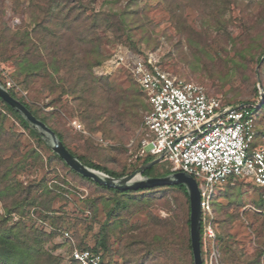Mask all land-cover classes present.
Wrapping results in <instances>:
<instances>
[{
    "label": "rangeland",
    "instance_id": "rangeland-1",
    "mask_svg": "<svg viewBox=\"0 0 264 264\" xmlns=\"http://www.w3.org/2000/svg\"><path fill=\"white\" fill-rule=\"evenodd\" d=\"M94 1L97 10L113 9L119 13L126 9L133 13L128 22L133 28L132 42L136 44L137 50L127 37L106 44L102 49L109 58L103 65L105 70L112 72V75H109L112 84L138 88L125 66L112 64L116 62L115 55H124L127 61H135L146 60L149 55L154 54L158 67L174 76L202 85L210 95L220 98L224 105L236 106L252 101L256 97L254 85H257L260 94L264 92V84L260 83V79H264L263 64L258 63L256 56L243 64L246 65V72L243 74L236 72L229 75L231 69L228 70L219 62L224 55L235 57L236 52L251 54L256 47L257 49L264 47V0H233L230 6L222 4L219 22H214L215 16L210 14L211 4L209 2L205 4L204 0H175L177 5L174 12L167 8V1L171 2L170 0ZM11 8V1H6V18L19 24L18 19L11 17ZM177 15L201 36L200 48L195 46L191 48L186 39L178 33L173 22ZM204 32L208 33L207 37L203 35ZM229 66H233L232 63ZM12 73L13 69L0 64V77L7 88L14 89L39 115L48 117L50 124L65 135L69 147L76 154L88 156L94 163L118 173L134 171L140 167L136 155H131L129 150L134 128L121 135L118 132L113 134L92 132L82 120L81 113L74 111L77 104L71 99L58 103L55 102L56 96L47 94L45 91L47 81L35 78L30 84L20 85L13 79ZM6 125L8 128H15L21 134L22 153L39 147L36 140L31 138L14 118L9 116ZM261 137L259 125L255 147L261 146ZM12 144L11 146L14 145ZM38 150L43 157L44 168L35 165L33 159H30V166L18 178L25 185L29 181L44 177L53 179L56 175L65 179L66 183H63L62 187L68 190L69 194L62 191L66 200H59L56 203L59 215L63 216L64 220L56 229L55 239L47 244L46 248L50 251L54 246H58L55 254L62 257V264H69L75 247L78 249L81 245L90 249L96 247L105 221L103 205L98 203L99 211L94 216L90 206L85 202L86 199L101 200L110 195L73 174L61 161L53 158V153L45 147L41 146ZM169 166L160 163L157 167L163 173L170 169ZM198 181L202 183L201 179ZM155 195L157 199L150 206H144L134 214H126L125 223L115 229L109 240L111 251L108 253L101 251L105 264H155L164 261L167 263L171 256H176L177 259L184 256L182 250L188 236L190 237V229L187 226V200L174 189H159ZM212 206L214 221L205 222L204 226L205 262L211 261L213 251L216 250V260H213L212 264H264V254H261L264 251V213L261 212L264 210V204L260 188L250 181H227L219 187L216 186ZM3 213L0 207V214ZM16 221L44 228L47 233L53 232L52 227L40 220V214L35 208L27 210L22 218L14 216L13 222ZM209 226L215 237L210 236ZM66 232L70 234L72 240L65 237ZM156 234H166L167 240L164 252L158 257L147 259V250L142 243L130 247V243L137 239L138 243L144 239L147 243H153ZM220 236L225 238L224 242H221ZM231 250L236 253L232 254L234 258H231ZM186 256L189 258L188 252Z\"/></svg>",
    "mask_w": 264,
    "mask_h": 264
},
{
    "label": "trees",
    "instance_id": "trees-1",
    "mask_svg": "<svg viewBox=\"0 0 264 264\" xmlns=\"http://www.w3.org/2000/svg\"><path fill=\"white\" fill-rule=\"evenodd\" d=\"M6 1H11V17L18 19L19 24L7 20ZM170 1H167V8L170 12H174L177 4L175 0ZM204 1L205 4L207 2L211 4L210 14L215 16V22L222 14L220 13L221 5L230 6L233 0ZM129 12L126 9L121 10L119 13L113 9L108 11L97 10L94 0H0V64L13 69L11 76L20 85L30 84L35 78L47 81L45 89L47 94L56 96L55 102L63 103L71 99L72 102L77 104L74 111L81 113L82 120L92 132H103L104 134L118 132L121 135L130 132L134 128L129 141L130 144L135 139L145 114L151 109L146 95L136 81L138 88H125L122 85L112 84L110 76L101 77L95 72L109 59L102 50L106 44L123 40L126 37L129 42L133 41V28L130 27L128 22L133 13ZM173 22L178 33L186 39L191 48H200L202 45L201 36L197 35L191 26L178 18V15L173 19ZM203 35L207 37L208 33L204 32ZM133 42L134 49L137 50L136 44ZM201 54L206 55L202 52ZM255 56L258 63L262 62L263 70L264 47L259 49L256 47L251 54L246 52L237 54L236 52L235 57L227 54V56L224 55L223 58H220L219 62L224 64L228 70L231 69L229 75L236 72L243 74L246 72V65L243 64L251 61ZM229 62L233 66H229ZM0 82L7 88L1 77ZM260 83L264 84L263 78L260 79ZM8 89L13 97L22 101L38 119L57 133L73 155L90 168L102 171L114 178H121L132 174L154 159L151 156H135L136 161L140 162V167L135 168L134 171H123L121 173L96 164L88 156L76 154L69 147L65 135L50 124L48 117L39 115L24 99L17 95L14 89ZM254 90L256 92L255 99L243 104L256 105L260 103L261 106L257 110L258 125L264 127V101L261 100L257 85H254ZM0 108V207L4 211L3 214H0V264H62V257L55 254L58 246H54L50 251L46 246L55 239L56 229L64 220L63 216L59 215L60 211L56 208V203L59 200H66L63 192L69 194V191L62 187L66 181L56 175L53 179L44 177L29 181L25 185L18 178L30 166V159H33L35 165L44 168V160L38 150L39 147L42 146L50 152L52 151L42 134L33 129L19 113L2 99H0ZM141 113H144V115L142 116ZM9 116L14 118L18 125L31 138L36 140L39 146L37 149L33 148L27 153H22L21 134L15 128H8L6 125ZM263 134L264 128L261 130V135ZM11 143L14 145L11 146ZM129 150L131 155H137L139 144L129 147ZM53 158L61 161L64 167L73 174L93 184L98 190L108 192L110 195L101 200L86 199L85 202L90 206L91 213L94 216L99 211L98 203L100 202L103 205L105 221L102 224L96 247L90 249L81 245L80 250H90L102 256L101 251L110 252V237L119 225L125 223L126 214H134L136 210H141L144 206H150L157 199L155 195L157 190L174 189L183 194L187 200V226L190 229V237L188 236L186 245L182 250L184 253L182 258L177 259L176 256H171L167 259V263L164 261L155 264H195L190 227L191 204L187 188L184 185L156 187L138 191H121L102 186L79 175L55 153H53ZM157 166L158 164L146 170L143 176L164 177L171 174L170 169L161 173ZM233 180L236 179L230 178L228 181ZM260 190L262 203L264 204V192L263 189L260 188ZM235 205L240 206L239 204ZM33 208L37 209L40 214V220L53 228L52 233H47L44 228L28 226L23 221L13 222L14 216L22 218L27 210ZM204 226L205 221L202 218L201 242L203 257ZM229 237L230 235L227 236V238ZM165 239L166 234H156L153 237V243H147L145 239L138 243L137 239L130 243V247L144 244L147 250L146 258L150 260V258L158 257L164 252V246L167 242ZM219 239L221 242L225 240L223 236H220ZM147 244L149 246H146ZM227 244L229 245V241H227ZM187 252L189 258L186 256ZM232 254L236 255L235 251L231 250V258H234L235 256ZM261 254L263 255L264 251ZM69 264L79 263L71 259ZM101 264H105L104 257Z\"/></svg>",
    "mask_w": 264,
    "mask_h": 264
},
{
    "label": "built area",
    "instance_id": "built-area-1",
    "mask_svg": "<svg viewBox=\"0 0 264 264\" xmlns=\"http://www.w3.org/2000/svg\"><path fill=\"white\" fill-rule=\"evenodd\" d=\"M114 58L112 64L129 70L151 106L129 147L138 143L136 157H163L162 162L170 165L172 173L184 172L198 183L201 179L205 222L214 221L216 186L230 178L250 181L264 192V134L261 146H254L260 103L224 105L202 85L158 67L154 54L146 60L127 61L124 55ZM209 227L210 236L215 237ZM64 235L72 240L68 232ZM216 254L214 250L211 264ZM71 259L79 264L103 262L101 254L76 247ZM210 262L204 260V264Z\"/></svg>",
    "mask_w": 264,
    "mask_h": 264
},
{
    "label": "water",
    "instance_id": "water-1",
    "mask_svg": "<svg viewBox=\"0 0 264 264\" xmlns=\"http://www.w3.org/2000/svg\"><path fill=\"white\" fill-rule=\"evenodd\" d=\"M261 97L262 101H264V92H261ZM0 99L19 113L33 129L39 131L51 151L58 155L74 172L83 177L89 178L102 186L121 191H138L156 187L184 185L187 188L191 204L190 227L195 264H204L201 242V191L199 183L193 176L184 172H176L164 177H144L143 173L146 170L162 162L163 157H159L144 164L132 174L121 178H114L102 171L90 168L82 163L64 145L57 133L42 120L38 119L22 101L13 97L9 89L1 82Z\"/></svg>",
    "mask_w": 264,
    "mask_h": 264
},
{
    "label": "crops",
    "instance_id": "crops-1",
    "mask_svg": "<svg viewBox=\"0 0 264 264\" xmlns=\"http://www.w3.org/2000/svg\"><path fill=\"white\" fill-rule=\"evenodd\" d=\"M95 72H96V74H97L98 76H109V75H112V74H111L112 72H110V71H108V70H105L104 65L101 66L100 68L96 69ZM262 128H264V127L261 126V130H262Z\"/></svg>",
    "mask_w": 264,
    "mask_h": 264
}]
</instances>
